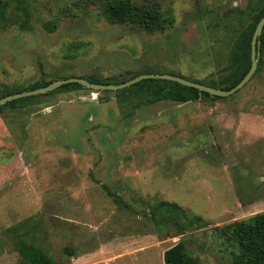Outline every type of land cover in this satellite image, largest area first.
<instances>
[{"label": "rangeland", "instance_id": "obj_1", "mask_svg": "<svg viewBox=\"0 0 264 264\" xmlns=\"http://www.w3.org/2000/svg\"><path fill=\"white\" fill-rule=\"evenodd\" d=\"M0 1L10 5L0 28V92L70 77L118 85L145 67L208 84L227 64L228 36L242 26L237 12L259 2L134 0L175 18L148 35L108 23L103 8L112 0ZM22 4L32 31L20 29ZM147 95L69 88L0 112V264H30L19 242L58 264H105L103 254H123L113 264H165L164 251L180 241L200 264L232 263L213 230L264 212V67L217 101L149 104ZM145 227L149 238L115 242L114 232Z\"/></svg>", "mask_w": 264, "mask_h": 264}, {"label": "trees", "instance_id": "obj_2", "mask_svg": "<svg viewBox=\"0 0 264 264\" xmlns=\"http://www.w3.org/2000/svg\"><path fill=\"white\" fill-rule=\"evenodd\" d=\"M254 7H256L255 9L259 8V10L256 12ZM21 8L24 10L25 18H20V20H18V23H20V29L22 31H32L33 26L31 25V11L28 6L23 4ZM9 9V3L0 1V28L9 24ZM103 15L111 25L129 26L138 32L146 33L148 35L163 33L172 28L175 23L173 14L163 12L159 5L144 6L136 3L134 0L109 1L103 8ZM247 17L251 18V22L248 25L245 23V18ZM263 17L264 0H259V2L255 5L251 2L247 10L237 12V19L242 22V26L238 30H233V34L228 36L229 52L227 56V64L219 69L218 79L204 85L228 91L237 86L243 80L252 66V40L257 25ZM57 27L58 24L56 22H49L46 24V28L49 30L56 29ZM74 48L78 49L80 46L75 44ZM260 49L261 55L257 72L261 71L264 67V30L261 37ZM154 70V68L145 67L136 75V77L143 74H151ZM84 79L95 84L104 85L114 84L117 81L113 79L90 77H85ZM192 81L203 84L202 82L196 80ZM125 82L128 81L124 80L121 84ZM51 83L52 82L50 81L35 84L25 89H5L0 92V99L9 95L43 88ZM69 88L85 89V87L80 84L74 83L64 85L50 93ZM135 88H141V90L148 91L149 95H147V103L149 104H157L162 101H172L184 104L188 102H195L202 98H207L212 101L222 99L220 97L212 98L207 93L200 92L194 88L185 87L176 82L156 79L144 80L138 84L123 89V91H132ZM39 97L41 96L22 98L9 102L0 107V112H4L7 109L13 110L17 108L18 105L32 101ZM158 207L160 209L164 207L171 208L174 213L185 217L190 226H197L198 228L205 227L201 217L195 216L194 218H189L184 209L176 203L162 202ZM213 232L219 239L227 243L230 246V249H232L233 260L231 264H264V212L227 224L224 227H217L213 230ZM180 235H184V233ZM1 247L2 243L0 240V249ZM17 249L22 254L25 262L30 264H58L44 250L33 244L19 242ZM65 251L74 255V251L69 248H66ZM164 263L200 264L197 259H194L189 254L185 241L176 243L164 252Z\"/></svg>", "mask_w": 264, "mask_h": 264}, {"label": "water", "instance_id": "obj_3", "mask_svg": "<svg viewBox=\"0 0 264 264\" xmlns=\"http://www.w3.org/2000/svg\"><path fill=\"white\" fill-rule=\"evenodd\" d=\"M263 30H264V17L261 19V21L257 25V28H256L254 36H253L251 69L248 72V74L243 78V80L237 86H235L234 88H232L231 90H228V91L213 88L211 86L204 85V84L194 82L191 80H187V79L180 77V76L171 75V74H160V73L143 74V75H140V76L133 78L132 80H130L128 82H125L123 84H118V85L95 84V83H92V82H90L84 78L72 77V78H66V79L55 81V82H53V83H51L48 86L43 87V88L9 95L5 98L0 99V107L9 103V102L18 100V99L38 96V95H42V94H47L49 92H52V91H54V90H56V89H58L64 85H68V84L77 83V84H80L81 86H83L85 88H88L91 90H96V91H118V90H123L125 88L131 87V86L138 84L144 80H154V79L176 82V83L181 84L185 87L194 88L196 90H199L200 92L207 93L212 98H216V97L227 98V97H230V96L236 94L241 89H243L251 81L253 76L256 74V72L258 70V66H259L260 55H261V49L260 48H261V37L263 34Z\"/></svg>", "mask_w": 264, "mask_h": 264}, {"label": "crops", "instance_id": "obj_4", "mask_svg": "<svg viewBox=\"0 0 264 264\" xmlns=\"http://www.w3.org/2000/svg\"><path fill=\"white\" fill-rule=\"evenodd\" d=\"M145 230H144V232L142 231V228L141 229H139V231H137V233H136V231L134 232V231H131V230H129L128 232H130L129 234H126L125 232H126V230L125 231H116V232H114V235H115V233H116V235H118L119 236V238L118 239H116L115 240V242H118V241H120V240H122V238L121 237H124V236H130L131 238H133V239H135L136 241L138 240V238L139 237H148L149 238V234L147 233V229H146V227L144 228ZM135 234H137L136 236H135ZM104 242V241H103ZM160 242V241H159ZM137 245V244H136ZM148 248V246L147 245H145V246H141L140 248H138V249H133L132 250V252L133 253H135V254H137V253H142V252H144V249H147ZM93 249V248H92ZM92 249H90V250H92ZM166 251V250H165ZM164 251V252H165ZM104 256V257H103ZM103 258H104V261L103 262H105V264H113L115 261H118L119 259H120V257L121 256H123V254H118V255H112L111 257H108L109 255H106V254H103ZM69 264H75V261L72 263V262H70ZM89 264H96V262L94 261V262H92V263H89Z\"/></svg>", "mask_w": 264, "mask_h": 264}]
</instances>
